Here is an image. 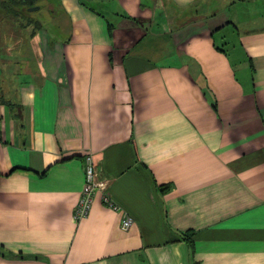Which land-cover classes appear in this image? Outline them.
<instances>
[{
	"label": "crops",
	"instance_id": "crops-1",
	"mask_svg": "<svg viewBox=\"0 0 264 264\" xmlns=\"http://www.w3.org/2000/svg\"><path fill=\"white\" fill-rule=\"evenodd\" d=\"M55 2L0 102V264H264V0Z\"/></svg>",
	"mask_w": 264,
	"mask_h": 264
},
{
	"label": "rangeland",
	"instance_id": "rangeland-1",
	"mask_svg": "<svg viewBox=\"0 0 264 264\" xmlns=\"http://www.w3.org/2000/svg\"><path fill=\"white\" fill-rule=\"evenodd\" d=\"M1 1L0 102L9 103L41 78L44 49L62 39L65 20L55 0H13L10 8Z\"/></svg>",
	"mask_w": 264,
	"mask_h": 264
},
{
	"label": "built area",
	"instance_id": "built-area-1",
	"mask_svg": "<svg viewBox=\"0 0 264 264\" xmlns=\"http://www.w3.org/2000/svg\"><path fill=\"white\" fill-rule=\"evenodd\" d=\"M101 187L96 178V168L90 155L85 157L84 182L81 187V194L78 204L75 208V218L85 216L92 203L94 190ZM131 225V218L124 217L121 220V228L127 229Z\"/></svg>",
	"mask_w": 264,
	"mask_h": 264
},
{
	"label": "trees",
	"instance_id": "trees-1",
	"mask_svg": "<svg viewBox=\"0 0 264 264\" xmlns=\"http://www.w3.org/2000/svg\"><path fill=\"white\" fill-rule=\"evenodd\" d=\"M1 3H3L6 8H10L12 6V4H13V0H7V1L2 0ZM110 26H111V23H107V28L108 29H110ZM4 102H5V100H4ZM163 189H165V187H163Z\"/></svg>",
	"mask_w": 264,
	"mask_h": 264
},
{
	"label": "water",
	"instance_id": "water-1",
	"mask_svg": "<svg viewBox=\"0 0 264 264\" xmlns=\"http://www.w3.org/2000/svg\"><path fill=\"white\" fill-rule=\"evenodd\" d=\"M38 7H33V8H28L29 11H34L36 10Z\"/></svg>",
	"mask_w": 264,
	"mask_h": 264
}]
</instances>
